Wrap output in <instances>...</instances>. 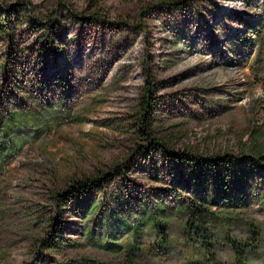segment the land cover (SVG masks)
<instances>
[{
  "label": "rangeland",
  "instance_id": "374dc122",
  "mask_svg": "<svg viewBox=\"0 0 264 264\" xmlns=\"http://www.w3.org/2000/svg\"><path fill=\"white\" fill-rule=\"evenodd\" d=\"M11 7L23 11L5 21ZM50 23L61 48L45 49ZM148 85L152 143L140 123ZM164 146L238 155L246 179L230 202L199 200ZM254 148L264 151V0H0V264H238L240 241L264 264V168L242 158ZM232 169L206 166L226 183ZM113 170L104 189L58 205ZM196 203L214 213L192 216Z\"/></svg>",
  "mask_w": 264,
  "mask_h": 264
},
{
  "label": "trees",
  "instance_id": "16d2710c",
  "mask_svg": "<svg viewBox=\"0 0 264 264\" xmlns=\"http://www.w3.org/2000/svg\"><path fill=\"white\" fill-rule=\"evenodd\" d=\"M22 11L23 10L19 8H14V7L8 8V10L5 12L6 15L5 21H8L9 17H12L13 15L15 16V14ZM1 25H2L1 31L4 34H7L9 36V39L13 38L14 36L12 35V33H10V31L7 30L9 29L7 23L5 22L4 24ZM43 27L45 30H47L46 40L47 42L51 43V45L46 44L45 49L50 48L49 46L52 47L57 46L61 48V46L59 45L60 43L59 39L61 33L57 29H54L53 28L54 26L51 25V23L45 25L43 24ZM58 50L56 51L54 49L51 53L53 54L55 52H58ZM152 93H153V86L148 85L146 89V95L144 96V100H143V107H142L143 113L140 119V123L143 126V128L141 127V132L144 135H147L146 139L149 141V143H152V141L154 140L153 136H151V132H149L148 129V125L150 124V118H152L154 114V111H152V108L154 107L152 101L154 97ZM49 113L52 112L49 111ZM49 113L48 114L43 113L41 117H39L40 120L42 119L43 121L44 119H46L47 121H49L51 117ZM15 115L16 117H18L23 115V113L20 111L13 112L12 117L9 118V120L12 121V118H14ZM33 116H34L33 113L27 114L26 118L31 120ZM161 152H162L161 154L164 156H167V154L168 155L174 154L173 155L174 159H179L187 165L186 175L178 177L177 179L178 184L180 185V187H185V188L188 187L190 189V192H192L194 195H196V197L199 200L202 201H206V202L218 201L219 197L222 196V193L226 192L227 196L225 195V199L227 200V202H230V200L234 196H236L235 191L237 187H239L237 183L241 182V180L242 181L245 180L247 176L246 171H244L241 168L240 156L238 155L225 154V155H217V156L214 155L205 158H200V157H196V155H194L192 152H180L174 150L171 151L166 146L162 147ZM243 157L245 159H248V161H252V164H254V166H257L258 168L260 167L264 168V151L262 149L254 148L252 152L244 153L242 155V158ZM170 160L172 161L171 158ZM226 162H228L229 167L233 168L232 169L233 178L229 183H226V179L222 177L220 173H217L215 171L216 174L213 175V173L210 174V172L206 170V166H213L214 168H219L221 167V165L225 166ZM117 174L120 173L113 170V172L110 171L104 172L96 177L86 178L85 180L82 179L77 184L78 188L76 190L68 191V193H66L62 197V199H60L61 195L56 196V199L59 200V202L62 201V203L58 202V205H62V204L67 205L68 203L72 204L78 193L81 196L89 191H93L96 189H104L107 186V184L112 182V180L115 178ZM203 182L204 184H202ZM72 187L75 188L74 186ZM204 187L205 189H202ZM250 192L251 191L249 189H246L245 191L246 194H250ZM177 195L181 196L179 193H176L175 196ZM256 196L258 200L264 205V191H262V194L258 193ZM178 202L182 203V201H178ZM189 209H191L192 216L194 217L205 216L207 213H212V214L214 213L211 206L205 205L203 203H196L195 205H191ZM162 211H166V207H164ZM190 221H191V217L187 221V225H190ZM163 230H165L164 227H161L159 232L162 243L165 241ZM57 242L58 241L55 239L53 240L52 244H56ZM207 243L210 244L209 242ZM243 244L244 243L242 241L238 242V246L236 247V252H237L236 261H238V264H250L247 261L248 258L247 255H249V253L252 250L257 249L259 245L257 243L246 242L245 243L246 247H245ZM211 256L213 255L209 254L207 258L208 260L213 262Z\"/></svg>",
  "mask_w": 264,
  "mask_h": 264
}]
</instances>
